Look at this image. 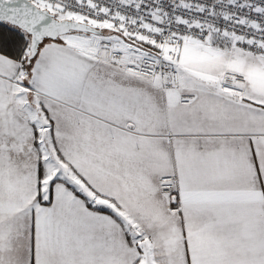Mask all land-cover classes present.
<instances>
[{
	"label": "snow or ice",
	"instance_id": "1",
	"mask_svg": "<svg viewBox=\"0 0 264 264\" xmlns=\"http://www.w3.org/2000/svg\"><path fill=\"white\" fill-rule=\"evenodd\" d=\"M0 264H264V0H0Z\"/></svg>",
	"mask_w": 264,
	"mask_h": 264
}]
</instances>
